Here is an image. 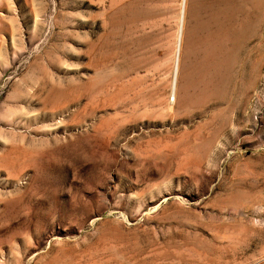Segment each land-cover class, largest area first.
I'll return each instance as SVG.
<instances>
[{
    "label": "rangeland",
    "instance_id": "374dc122",
    "mask_svg": "<svg viewBox=\"0 0 264 264\" xmlns=\"http://www.w3.org/2000/svg\"><path fill=\"white\" fill-rule=\"evenodd\" d=\"M0 17V264H264V0Z\"/></svg>",
    "mask_w": 264,
    "mask_h": 264
},
{
    "label": "bare ground",
    "instance_id": "6f19581e",
    "mask_svg": "<svg viewBox=\"0 0 264 264\" xmlns=\"http://www.w3.org/2000/svg\"><path fill=\"white\" fill-rule=\"evenodd\" d=\"M1 18V17H0ZM0 21H2V20H0Z\"/></svg>",
    "mask_w": 264,
    "mask_h": 264
}]
</instances>
